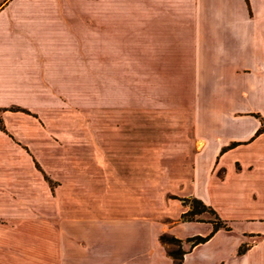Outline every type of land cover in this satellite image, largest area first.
Masks as SVG:
<instances>
[{
	"label": "crops",
	"instance_id": "obj_1",
	"mask_svg": "<svg viewBox=\"0 0 264 264\" xmlns=\"http://www.w3.org/2000/svg\"><path fill=\"white\" fill-rule=\"evenodd\" d=\"M124 31L144 48L147 77L179 80L178 92L198 99L204 114L189 196L229 228L186 246L212 223L12 213L7 204L15 201L2 191L22 185L0 170V264H176L159 241L165 232L183 242L177 264H264V132L257 134L264 125V0H0V108L20 103L34 83L88 63L84 57L94 54L84 47L96 46V37L98 50L121 45ZM217 164L223 178L214 175ZM180 209L179 217L187 207Z\"/></svg>",
	"mask_w": 264,
	"mask_h": 264
},
{
	"label": "rangeland",
	"instance_id": "obj_2",
	"mask_svg": "<svg viewBox=\"0 0 264 264\" xmlns=\"http://www.w3.org/2000/svg\"><path fill=\"white\" fill-rule=\"evenodd\" d=\"M118 38L121 45L100 47L102 53L96 37V46L84 47L94 54L84 57L88 63L34 83L20 103L0 108V170L22 185L2 191L15 201L7 204L12 213H135L166 227L179 221L184 205L172 196L193 191L195 129L204 112L196 96L178 92L179 80L147 77L144 48L125 31ZM213 172L223 178L226 169L217 164ZM161 244L167 253L184 250L183 242Z\"/></svg>",
	"mask_w": 264,
	"mask_h": 264
},
{
	"label": "trees",
	"instance_id": "obj_3",
	"mask_svg": "<svg viewBox=\"0 0 264 264\" xmlns=\"http://www.w3.org/2000/svg\"><path fill=\"white\" fill-rule=\"evenodd\" d=\"M261 132H264V125L261 128H259V130L257 131V134L261 133ZM232 145H235V143ZM172 198H176V199L180 200L181 203L187 207V210L184 211L183 213H181V215L179 217L180 221H205V220H200V219L196 218L198 215H200L204 212H208V213L212 214L214 217L213 219L208 220L209 222L212 223V231L208 235H206V236L195 235L192 237H188L186 239V241L190 244V246L205 242L218 229H221V228L228 229L229 228L228 224L217 215L215 210L213 208H211L210 206L206 205L205 203H203L200 199L193 197V196L179 197V196H175V195H173ZM159 241L161 243H165L166 241L178 242L179 244L181 243L180 239H178L174 236L166 235V234H161L159 236ZM246 247H247L246 245L240 246L239 253L244 252L246 250ZM168 254L172 255V257L174 259H176V264H177V261L182 258V255L184 254V250H181L178 253H172L171 252Z\"/></svg>",
	"mask_w": 264,
	"mask_h": 264
}]
</instances>
